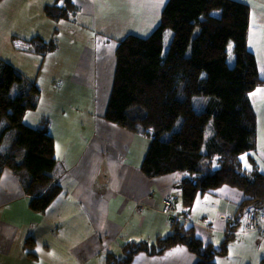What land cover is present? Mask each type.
<instances>
[{
  "label": "crops",
  "instance_id": "0c3cea01",
  "mask_svg": "<svg viewBox=\"0 0 264 264\" xmlns=\"http://www.w3.org/2000/svg\"><path fill=\"white\" fill-rule=\"evenodd\" d=\"M71 1L76 12L54 21L44 12L53 0H0V46L1 39L8 42L12 34L50 38V31L41 24L55 25L56 39L52 40L57 47L71 50V60L54 58L59 65L68 63L60 67L59 75L75 81L81 90L84 80L107 79L109 74L112 77L115 39L127 33L147 35L158 25L168 0ZM239 1L249 6L246 44L264 79V0ZM108 92L106 82L102 87L98 84L94 111L84 108L85 119L73 116L68 100L59 101L57 96L50 99L51 110L47 104L42 107L41 99L37 109L25 113L24 121L31 126L43 116L48 117V131L58 159L52 175L61 191L45 212H34L18 179L10 169L3 170L0 264H105L108 254L121 256L127 242H153L171 232L168 217L157 209L158 202L167 195L174 196L177 212L204 242L218 246L226 228L234 224L237 206L245 198L238 187L222 185L197 193L185 214L177 184L183 173L148 178L141 172L148 140L101 117ZM249 97L257 125L254 158L264 175V82L252 89ZM61 106L68 110L67 116L55 113ZM31 113L36 114L29 121ZM77 142L84 154L73 153ZM245 163L249 166L247 160ZM137 201L144 205L142 212L136 210ZM263 211L260 215L264 225ZM262 257L264 237L259 232L236 233L228 244L227 255L217 257L215 264H258ZM196 260L186 247L174 246L159 255L139 252L130 264H194Z\"/></svg>",
  "mask_w": 264,
  "mask_h": 264
},
{
  "label": "trees",
  "instance_id": "16d2710c",
  "mask_svg": "<svg viewBox=\"0 0 264 264\" xmlns=\"http://www.w3.org/2000/svg\"><path fill=\"white\" fill-rule=\"evenodd\" d=\"M44 9L47 17L58 20L69 8ZM248 12L249 6L239 0H168L153 31L145 36L130 33L115 43L102 117L147 138L140 165L146 177L183 173L177 184L185 214L197 193L222 184L245 193L239 210L264 208V175L254 159L256 114L249 97L264 79L246 44ZM166 29L171 38L163 54ZM229 43L234 57L231 66ZM41 45L53 48L56 42L38 40L35 46ZM0 83L10 87L8 91L0 88V144L12 131L15 135L13 145L0 151V175L4 169L14 171L29 207L43 212L61 186L52 175L56 156L47 117L36 127L24 122L25 113L38 108L41 90L4 62H0ZM192 95L207 98L199 110L191 103ZM210 121L212 133L206 137ZM243 154L249 166L242 163ZM230 238L214 247L197 238L192 226L173 221L172 231L156 237L155 244L127 242L122 256L108 254L105 264H130L139 252L155 255L174 245L194 252L195 264H215L216 256L226 254ZM258 264H264V257Z\"/></svg>",
  "mask_w": 264,
  "mask_h": 264
},
{
  "label": "bare ground",
  "instance_id": "6f19581e",
  "mask_svg": "<svg viewBox=\"0 0 264 264\" xmlns=\"http://www.w3.org/2000/svg\"><path fill=\"white\" fill-rule=\"evenodd\" d=\"M52 3L53 4H49L48 6L49 7H53L54 10H56V11L59 10V9L69 8V9H67L65 16H68V15H71V14L75 13L76 10H77V7L73 4V2L71 0H53ZM72 8H74V9H72ZM45 15L47 16L46 12H45ZM65 16H63V17H65ZM68 19L72 20L73 16H69ZM54 21H57V20H54ZM41 26L43 28L48 29L50 31V33H51L50 38H46L42 34H35V35H32V36H21V35H18V34H12L10 36V41H8V42H6L4 37L1 39L3 41L2 44L8 45V46H4L5 50L8 48L10 50L20 52V53H22V55L24 57H26V60H27L28 55H30L31 56V60H29V63H27L26 65L22 64L23 66L20 69V67H17L11 61H6V59L0 58V62H4L6 64H9L13 68H15L18 72H20L21 75L24 78L34 82L41 90L40 101L42 99V101L44 102L45 99H46V104H47L48 108H50L49 107V102H50V99L52 98V96H57V99L59 101L61 99L68 100V102L70 103V106H71V108L73 110V116H77V118L85 119L86 115L83 114L82 111L86 107V100H90L89 94L87 93V90H88L89 87H87V90H84V91L80 90L78 84L75 81H73L71 79H62L60 77V75H59L60 67H62V66H66L67 67L68 63L59 65L58 63H56L54 61V58H56L58 60H65V61L71 60V50H68L67 47H57V44H56V47H53V48H44L42 45L40 47H36L35 46L38 43V40H42V41L44 40V42H47L45 39H50V41H52V39H56V35H55L56 26L55 25H53L51 23H45L44 22V23L41 24ZM154 29H155V27L151 31H153ZM127 34H130V33H127ZM127 34H125V35H127ZM131 34H135V33H131ZM136 35H138V34H136ZM124 36H122V37H124ZM141 36H145V35H141ZM122 37H120V38H122ZM120 38L115 39V42L118 39H120ZM15 41H20V42H15ZM34 41H35V43H34ZM18 43H22V44L16 45ZM2 44H1V46H2ZM66 54H67V56H66ZM57 79H60L61 81H63V80H68L69 81V83L67 84V90L63 91L61 89L62 88L61 87L62 83L56 85ZM44 84H46V85H54L53 94L49 98H45V96H44ZM0 88H3L5 90H7V91L10 90V87L8 85L4 84V83H0ZM106 100H107V98H106ZM105 104H106V102H105ZM58 109L55 112L56 114L60 115L62 113V114H65L67 116L68 113H69L68 110L65 107L61 106ZM104 109H105V107H104ZM49 110H51V108ZM102 114H101V117H102ZM47 119H48V117H47ZM40 121H41V118H40L39 122ZM38 125H39V123L37 125H32V127H36ZM47 130H48V121H47ZM256 131H257V129H256ZM11 133H14V131H12ZM48 133H50V132L48 131ZM50 135H51V133H50ZM9 136H10V134L8 135V137ZM14 138H15V135L13 137H10L11 141L9 142V145L7 147H5L4 149L0 148V151H4V150H7L8 148H10L13 145V141L15 140ZM77 144H78V142L73 145V153H75V154H84L85 152H82V150L77 148ZM255 151H256V149H255ZM243 155L245 156V158L247 160L246 154H243ZM254 157H255V154H254ZM241 160H242V155H241ZM57 162H58V159L56 157V164H57ZM242 163H243V160H242ZM247 163H248V160H247ZM56 164H55V166H56ZM10 172H11L12 175L15 176V174H14L15 172L14 171H13L14 173L12 172V170H10ZM2 175L3 174L0 175V181L2 179ZM16 178L18 179V177H16ZM222 185H228V184H222ZM222 185H220V186H222ZM23 194L28 199V196H27V194L25 193L24 190H23ZM53 200L46 206V208L43 210V212H45L50 207V205L53 202ZM167 201L170 203V211L166 215H168L167 217H168V221L170 222V225H171L170 226L171 231H172L173 221H180V222H183L185 225H189V226L193 227V225L186 224L183 221V219H184L183 215H181V214H179L177 212V204H176L174 196H172V195L164 196L158 202L157 207L158 208L160 207V209L162 210L163 205L165 203H167ZM28 206H29V199H28ZM238 207H239V205L237 206V209H236V212H235V215H234V221H235L234 224H232V223L229 224V226L226 228V234L224 235L223 239L221 240V242H222L226 236H231V238L229 239V241L227 243L226 254L225 255H219V256H226L227 255V253H228V244H229L230 240L232 239L233 235L236 234V233H248V232L256 231V232H259V234L262 237H264V234H262L259 230H251L248 227V224H246L244 222V215H245L246 211H248L250 208L256 209L259 212L264 210V208H259L257 206H247L244 209L239 210ZM32 211H34V210H32ZM182 211H183V209H182ZM189 211H190V209H189ZM34 212H37V211H34ZM38 213H42V212H38ZM224 218H226V222L230 221V218H228V217H224ZM261 224H262V222H261ZM193 230H194V228H193ZM194 233H195V231H194ZM197 238H199V237H197ZM201 241H203V240H201ZM221 242L219 243V245L221 244ZM204 243L211 244V243H207V242H204ZM148 244H155V240L153 242H148ZM219 245L218 246L212 245V246L219 247ZM174 246H184V245H174ZM174 246H172V247H174ZM172 247H169L167 249H170ZM184 247H186V246H184ZM167 249H165L163 252H165ZM162 253H160V254H162ZM191 253H193L196 256V254L194 252H191ZM155 255H159V254H155ZM112 256H115L116 258H119L122 255L121 256L112 255ZM219 256H216V258L219 257ZM216 258H215V261H216Z\"/></svg>",
  "mask_w": 264,
  "mask_h": 264
},
{
  "label": "rangeland",
  "instance_id": "374dc122",
  "mask_svg": "<svg viewBox=\"0 0 264 264\" xmlns=\"http://www.w3.org/2000/svg\"><path fill=\"white\" fill-rule=\"evenodd\" d=\"M214 14L217 13V11H213ZM169 34V36H168ZM122 37V36H120ZM170 38H171V31L169 29H166L165 31V34H164V42H163V54L166 52L167 50V47H168V43L170 41ZM47 41V43L50 42V39H45ZM74 44L75 46H78V44L74 41ZM4 46H8V45H5V44H2V46L0 47V58L2 59H6V61H11L14 63V65H16L17 67H21L23 66L22 64H27L29 63V60H31V56L28 55L27 57V60H26V57H24L22 55V53L20 52H17V51H13V50H10V49H4ZM73 49L77 50V52H79V49L76 48V47H72ZM87 53H90V51H87ZM227 63L229 66H231L233 64V61H234V57H233V53H232V44L229 43L228 46H227ZM111 74H109L107 76V79H104V78H96V79H92V80H84L83 83L80 85L81 87V90H87V87L88 90H87V93L89 94V97H90V100H86V105H89V107H85V110H90V111H94V107H95V99H96V96L98 94V84H100V87H102V85L104 84V82L107 83V87L109 88L110 87V83H111ZM64 79V78H62ZM90 81V82H89ZM62 83V90L65 91L67 90V84L69 83L68 80H63L61 81L60 79H57V82H56V85ZM53 88H54V85H46L44 84V96L45 98H49L51 97V95L53 94ZM207 98L203 95H192L191 96V103L193 105V107L196 109V110H199L200 109V105L202 103L205 102ZM46 104V99L44 101V103L42 104V107L45 108V105ZM36 113H31V115H29L27 117V120H32V118L34 117ZM177 127V126H176ZM212 133V125H211V121L208 123L207 125V128H206V137H208L209 135H211ZM14 133H10V136L9 137H6L4 141L1 142L0 144V148L1 149H4L5 147H7L9 145V142L11 141L10 137H13ZM242 160H243V164L246 165L245 163V156L242 155ZM157 209L159 210L160 213H162L163 215H165V217H167L168 215H166L165 213L162 212V210L160 209V207ZM264 213V211H263Z\"/></svg>",
  "mask_w": 264,
  "mask_h": 264
},
{
  "label": "built area",
  "instance_id": "2783aa9c",
  "mask_svg": "<svg viewBox=\"0 0 264 264\" xmlns=\"http://www.w3.org/2000/svg\"><path fill=\"white\" fill-rule=\"evenodd\" d=\"M148 195L152 196L151 193H149ZM136 209L139 212H142V210L144 209V205L142 204L141 201L136 202ZM169 211H170V203L167 201V203H165L162 207V212L168 214ZM244 222L248 224V227L251 230H259L262 234H264V225L261 224V215L258 210L250 208L248 211H246L244 215Z\"/></svg>",
  "mask_w": 264,
  "mask_h": 264
},
{
  "label": "clouds",
  "instance_id": "9594fccd",
  "mask_svg": "<svg viewBox=\"0 0 264 264\" xmlns=\"http://www.w3.org/2000/svg\"><path fill=\"white\" fill-rule=\"evenodd\" d=\"M151 197V196H150ZM142 202V201H141Z\"/></svg>",
  "mask_w": 264,
  "mask_h": 264
}]
</instances>
